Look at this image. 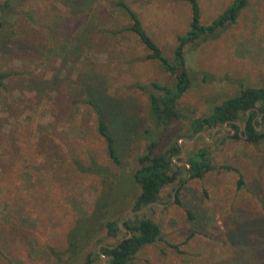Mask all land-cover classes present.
Returning <instances> with one entry per match:
<instances>
[{
    "label": "rangeland",
    "instance_id": "1",
    "mask_svg": "<svg viewBox=\"0 0 264 264\" xmlns=\"http://www.w3.org/2000/svg\"><path fill=\"white\" fill-rule=\"evenodd\" d=\"M117 1L0 0V264H83L99 244L122 238V222L135 215L159 224L161 237L126 264H264V139L231 137L228 126L189 129L242 88L264 86V0H248L234 23L186 45L191 86L167 127L139 86H172L173 77L134 33L112 32L129 23ZM124 1L172 58L189 4ZM232 1L198 0L201 22ZM90 96L117 135L123 169L107 155ZM151 141L155 154L181 146L172 170L186 181L133 211V174ZM202 147L216 168L189 178L188 160ZM109 220L121 227L116 237H105Z\"/></svg>",
    "mask_w": 264,
    "mask_h": 264
},
{
    "label": "trees",
    "instance_id": "2",
    "mask_svg": "<svg viewBox=\"0 0 264 264\" xmlns=\"http://www.w3.org/2000/svg\"><path fill=\"white\" fill-rule=\"evenodd\" d=\"M184 1L189 4L191 9L189 28L185 33L177 35L172 58L165 55L164 50L145 30L138 13L124 0H118L117 5L127 16L129 23L112 31L113 33L122 31L134 33L148 51L146 58L157 60L161 68L172 75V86L154 81L150 82L149 86H139L148 93L150 115L164 127H167L171 120L179 116L176 103L191 86L185 58L186 45L197 41L202 35H216L226 25L234 23L240 10L248 3V0H233L215 19L204 24L201 22V8L198 0ZM5 76V73L0 74V84ZM87 102L97 115V131L105 140L108 157L123 169V153L117 135L105 117L98 100L94 96H90ZM259 114L261 119H258ZM221 126L230 127L228 133L231 137H244L251 143L263 140L264 86L244 87L238 93L213 106L207 115L193 118L189 123L192 134ZM146 132L149 131L146 130ZM155 147L156 143L151 141L147 146V151L138 157L139 168L134 172L133 178L140 186V193L134 200L133 211H138L152 202H157L159 193L166 184L177 181L181 188L186 181L185 178L179 176L178 170H172L174 166L172 157L181 153V146L174 143L167 150L157 154L154 153ZM188 164L187 175L189 178H202L208 171L216 168L211 164L209 152L204 147L199 148L189 158ZM223 167L232 169L229 165ZM97 169L101 168L97 166ZM239 183H241V179ZM187 213L190 218H193L189 210ZM104 226L105 237H116L121 231L117 220H109ZM122 226L131 233L130 237H127L128 232H126L115 244H99L97 252L88 253L83 264H95V260L100 256L106 258V264H126L144 245L153 243L161 237L159 224L150 218H140L135 215L133 219L124 220ZM71 245L75 246V243L71 242Z\"/></svg>",
    "mask_w": 264,
    "mask_h": 264
},
{
    "label": "water",
    "instance_id": "3",
    "mask_svg": "<svg viewBox=\"0 0 264 264\" xmlns=\"http://www.w3.org/2000/svg\"><path fill=\"white\" fill-rule=\"evenodd\" d=\"M232 132H234V131L232 130ZM188 167H189V164H188ZM154 203H156V202H152V203L148 204L147 206H145L144 208H146V207H148V206H150V205H152ZM125 219H127V218H125ZM125 230L128 232V236L127 237H130L131 233L127 229H125Z\"/></svg>",
    "mask_w": 264,
    "mask_h": 264
}]
</instances>
